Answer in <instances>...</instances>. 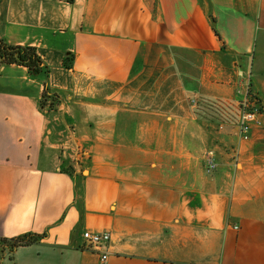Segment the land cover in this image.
I'll list each match as a JSON object with an SVG mask.
<instances>
[{
	"label": "crops",
	"instance_id": "obj_1",
	"mask_svg": "<svg viewBox=\"0 0 264 264\" xmlns=\"http://www.w3.org/2000/svg\"><path fill=\"white\" fill-rule=\"evenodd\" d=\"M0 38L49 68L0 64V264H99L87 229L107 264H264V113L192 103L264 107V0H0Z\"/></svg>",
	"mask_w": 264,
	"mask_h": 264
},
{
	"label": "built area",
	"instance_id": "obj_2",
	"mask_svg": "<svg viewBox=\"0 0 264 264\" xmlns=\"http://www.w3.org/2000/svg\"><path fill=\"white\" fill-rule=\"evenodd\" d=\"M192 101L196 105V100L193 99ZM263 113L264 107L260 99L247 88L246 94L241 100L240 113L237 121L240 139L248 140L252 127L262 125L261 115ZM205 163L208 172L215 170L217 167V162L211 152L207 156ZM234 227L237 228L238 226ZM83 237L87 242L91 243L98 252L99 264H107L108 249L106 246L111 239V232L107 230L97 231L87 229L83 232Z\"/></svg>",
	"mask_w": 264,
	"mask_h": 264
},
{
	"label": "trees",
	"instance_id": "obj_3",
	"mask_svg": "<svg viewBox=\"0 0 264 264\" xmlns=\"http://www.w3.org/2000/svg\"><path fill=\"white\" fill-rule=\"evenodd\" d=\"M0 64H19L26 66L30 73L37 75L40 73H48L49 68L44 63L42 57L38 53L36 47L32 45L11 44L0 38ZM49 90L46 88L42 95L41 106L44 107ZM40 234L25 233L13 238H1L2 247L7 245L9 252L17 247L29 245L40 237ZM2 250V254H3Z\"/></svg>",
	"mask_w": 264,
	"mask_h": 264
},
{
	"label": "rangeland",
	"instance_id": "obj_4",
	"mask_svg": "<svg viewBox=\"0 0 264 264\" xmlns=\"http://www.w3.org/2000/svg\"><path fill=\"white\" fill-rule=\"evenodd\" d=\"M194 99L196 100V98ZM58 103H60L58 95L49 93L44 108L52 110ZM196 104V112L214 122L216 129L222 130L227 125L231 129H236V123L240 113V107L237 103L228 104L218 99L201 100L200 98V100L196 101Z\"/></svg>",
	"mask_w": 264,
	"mask_h": 264
}]
</instances>
